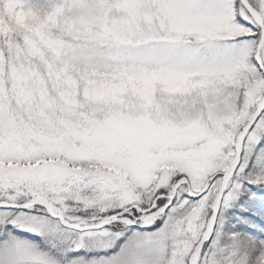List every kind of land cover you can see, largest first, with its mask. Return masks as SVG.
Wrapping results in <instances>:
<instances>
[{"label": "snow or ice", "instance_id": "snow-or-ice-1", "mask_svg": "<svg viewBox=\"0 0 264 264\" xmlns=\"http://www.w3.org/2000/svg\"><path fill=\"white\" fill-rule=\"evenodd\" d=\"M0 264H264V0H0Z\"/></svg>", "mask_w": 264, "mask_h": 264}]
</instances>
